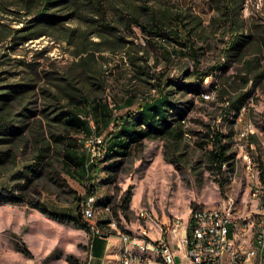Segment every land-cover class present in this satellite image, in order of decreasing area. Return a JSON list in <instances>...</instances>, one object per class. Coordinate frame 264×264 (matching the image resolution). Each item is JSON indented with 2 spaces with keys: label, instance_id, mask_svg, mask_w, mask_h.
Wrapping results in <instances>:
<instances>
[{
  "label": "rangeland",
  "instance_id": "obj_1",
  "mask_svg": "<svg viewBox=\"0 0 264 264\" xmlns=\"http://www.w3.org/2000/svg\"><path fill=\"white\" fill-rule=\"evenodd\" d=\"M42 1L33 0L32 11L36 12ZM128 1L134 7H155L158 19L164 17V13L190 8L203 19V26L198 30L200 37L196 38L201 67L205 69L217 64L223 45L219 41L225 39L230 30L219 22L212 25V17L218 13L212 0H69L70 7L59 2L48 11L60 16V21L53 24L36 22L33 31L40 36L22 43L16 40L0 44V73L9 81L16 82L29 80L30 72H39L42 79L38 82V91L44 88L51 96L40 94L39 97L27 98L24 104L40 111L47 108L48 112L54 109V104L59 107L66 105L65 99L57 101L52 97L58 93L56 83L63 82L58 78L81 72L83 65H77L76 53L84 47H96L92 41L101 40L96 33L104 31L103 20H106L115 29H110L109 34L104 33L109 38L101 40L100 47L107 51L96 52L90 58L92 73L100 80L101 86L98 90L84 88L81 80L76 84V94L99 98L101 101L109 97V106L115 114V110L118 111L115 101L123 102L129 95H135L138 100L145 93H157V88L152 84L154 80L147 74L143 75V70L149 74L165 71L169 77L191 83L188 73L194 70L195 65L187 51L181 54L177 47L158 38H152L151 44L147 42L148 36L142 41L144 32L136 23L131 31L123 29L120 14ZM96 3L105 6L104 16L96 14L99 12ZM0 5L4 8V11H0V18L14 27H24L35 17V14L27 15L24 8L26 0H0ZM77 8L84 18H69V13ZM240 12L249 30L253 29L255 34H264V0H243ZM137 16L143 22L147 15ZM123 44V48L118 49ZM111 49H116V52ZM239 69H243V66L234 60L225 72V77L236 74ZM224 71L218 67L215 72L219 78L215 73V76H208L200 86L206 100L201 95L185 91H178L172 96V100L183 109V113L175 116V120L180 116L186 119L183 122H186V129L191 134L190 139L182 136L176 141L170 140L168 135H152L133 143L128 154L111 156L97 169L93 183L97 189L96 220L102 217L99 221L104 222L99 226L100 232L106 235L118 233L121 236L123 232L132 236L142 235L145 220L138 215L142 209L156 217L163 226V223L173 221L176 217L188 221L196 207L217 208L224 191H234V200H239L237 192L241 196L247 193L248 197L245 173H253V170H249L247 164H242L240 160L236 162V126L239 117L233 121L232 112L227 120L222 119V100L218 101L215 88L220 87ZM260 71L258 69L250 74L254 80L249 82L247 88H240L252 92L242 117L243 122L250 119L255 124L261 119L256 108L264 103V78L254 86L255 76ZM233 79L231 77L230 82ZM125 111H118L117 115ZM39 113L30 120L32 125L27 137L18 142L16 165L0 178V264L24 263L31 259L35 264H86L90 232L72 221V218H66L68 221L57 220L32 206V203L38 201L51 211L78 217L77 197L84 196L86 191L85 187L72 181L68 171L62 169L63 144L58 143L57 146L52 140L51 131L60 133L63 126ZM53 116L50 114L49 117ZM91 121L92 127H97L98 132V123L93 117ZM212 128L226 136L224 143L231 145L228 152L235 154L233 168L231 173L227 172V178L213 168L210 159L211 144L206 133ZM62 133L70 134L80 146L79 150H84L81 143L83 134ZM42 148H47L49 152L42 160L41 172L32 174L30 177L33 180L30 182L25 179L15 180L13 177L24 170L25 166L32 164L36 152ZM250 152L253 150L250 149ZM258 152L252 154L258 158ZM225 168L229 169L228 166ZM220 179L227 181L224 188L219 185ZM14 196L23 200L11 202L9 199ZM246 200L238 203L240 214L256 210V205ZM126 201H129L127 212L124 210ZM108 219L115 222V225H109L105 221ZM145 223L153 225L152 222ZM153 227L161 231L159 225Z\"/></svg>",
  "mask_w": 264,
  "mask_h": 264
},
{
  "label": "trees",
  "instance_id": "obj_2",
  "mask_svg": "<svg viewBox=\"0 0 264 264\" xmlns=\"http://www.w3.org/2000/svg\"><path fill=\"white\" fill-rule=\"evenodd\" d=\"M32 2L33 0H26L24 8L26 9L27 15L32 16L35 14V17L24 27H14L11 23L8 24L0 18V44L4 42L12 43L16 40H21L22 43L40 36L36 31H33L36 27V22L43 21L47 24H53L61 19L60 16L48 13L51 7L59 2L68 4V7L71 6L69 0L55 2L53 0H44L41 2L40 8L34 12L32 11ZM101 4H95L99 8V12L96 14L104 16L105 6L103 3ZM212 4L218 12L216 16L212 17V25L219 22L228 27L230 32L225 39H220L219 41L223 45L219 52L217 64L202 69L196 41V38L200 37L198 30L203 26V19L199 15L195 14L190 8H187L185 11L164 13V17L158 19V11L155 7H134L131 1L125 2V6L120 14L125 31H131V28L136 23L142 32H144V35L146 37L148 36V43H152V38H158L167 44H172L174 48L177 47L181 54H185V51H187L193 58L195 66L194 70L188 73L192 79L191 83L169 77L165 71L149 74L143 70V75L147 74L149 78L154 80L152 84L157 88V93H145L138 100H136L135 95H129L126 98V103L128 105L135 103L138 107L136 110L128 111L124 114H114L113 110L108 107L109 97H107V100L101 101L99 98L92 99L88 96L75 93L78 90L76 89V84L81 80L83 81L84 88L98 90L101 86L99 83L100 80L97 79L95 73H92L90 58L96 52L107 51V49L100 47L102 44L101 40L103 38H109L105 37L104 33L109 34L110 29H115L106 20H103L104 31L96 33L101 40L92 41L96 47H84L82 51L76 53L78 57L77 65H83L81 72H77L76 75L69 74L68 76L58 78L63 82L56 83L55 87L58 93L53 94L52 97L57 101L61 98L65 99L67 102L66 105L59 107L54 104V109L48 112L47 108L40 111L41 109L32 108V106L24 104L28 99L39 97L40 94L51 96L44 88L41 89V92L38 91V82L42 79L39 72H33L34 74L30 72L29 80L16 82L9 81V79L2 76L3 73H0V178L6 171L11 170L16 165L19 150L18 142L27 137L30 126L32 125L30 120L40 114L39 112L45 118L61 124L63 126L62 132L83 134L82 145H84L83 141L94 133L88 118L93 117L97 123V116L102 115L105 127L110 122H113V128L112 131L106 134L103 155L95 158L92 162H88L85 150H79L80 146L74 142L70 134L64 135L62 132L57 133L51 131L52 140L56 142L57 146L60 143L63 144L61 147L63 151V159L61 161L62 169L67 171V166L70 163L85 167L86 191L84 196L77 197L79 214L78 217L72 220L91 233V227L85 218H82L80 208L85 200L97 194V189L93 182L96 179V171L101 164L111 156L128 154L133 143L142 141L152 135H168L170 140L178 141L177 139L185 136V133L190 134L186 129L187 125L184 126L186 122L184 123L183 120L186 119L183 116L178 117L177 121L175 120V116L181 115L183 109L172 100L174 94L178 91L196 93L206 100L202 96L203 93L200 86L208 76H215V71L219 67L223 71L225 70L222 75L220 87H215L216 92H218V101L222 100L221 117L223 120H227L229 114L233 112V121H237L241 109L248 103V100L252 96L251 90L244 91L240 88L248 87L249 82L253 79V77H250V74L258 69L261 71L255 76L256 82L254 86H257V81L264 78V63H262L264 61V34H255L251 27L252 31L248 29L245 19L241 17L240 12L243 0H212ZM77 10L78 8L72 10L68 15L69 18L78 17L83 19V13ZM0 11H4L2 5H0ZM136 13L138 15L146 14L145 21H139ZM123 46L124 44L119 46L118 49L123 48ZM111 50L112 52H116V49ZM234 60H237L243 66V69H239V72L234 75L225 77V72L232 66ZM216 74L219 78V74ZM241 74L244 75L241 76ZM231 77L234 79L230 82ZM115 102V106L118 109V102ZM50 114H54V116L50 118ZM134 118L139 119L134 124L135 128L130 126V122ZM174 121L175 123H173ZM206 136L209 137L211 144L210 159L213 168L218 173L224 175V178H227V172L223 170V165L228 166L230 170L233 168L235 154L228 152L231 145L224 143L226 136L221 131L213 128L209 129ZM120 137H125L126 140L123 143H118L117 140ZM28 143L29 141L26 142L27 146ZM40 145L41 147L43 146L42 143ZM47 152H49L47 148L38 150L33 158L34 161L32 164L25 166L24 170L19 171L13 178L15 180L25 179L27 182L33 180L30 176L38 171L41 172L42 160L46 157ZM257 163L260 170V177L264 184V161L261 157H258ZM226 182L225 179H220V187L224 188ZM130 199L131 196H129ZM9 200L11 202H19L23 199L14 196ZM32 206L57 220L62 221L70 218L64 214L51 211L44 203L38 201L32 203ZM124 210L126 212L129 210V201H126ZM103 223V221H99L98 225L102 226Z\"/></svg>",
  "mask_w": 264,
  "mask_h": 264
},
{
  "label": "built area",
  "instance_id": "obj_3",
  "mask_svg": "<svg viewBox=\"0 0 264 264\" xmlns=\"http://www.w3.org/2000/svg\"><path fill=\"white\" fill-rule=\"evenodd\" d=\"M143 36L142 41L146 35ZM212 96L214 98V91ZM246 106L241 109L237 121L235 152L236 162L240 160L242 164L253 165V173H245V181L249 189L248 201L256 205V210L246 215L240 214L239 200H234V191H224L217 213H210V207H196L188 221L177 222L176 217L173 221L163 223L164 227L156 217L142 209L138 212L139 217L159 225L160 237L153 239L146 231L135 236L123 232L121 260L118 264H177V253L189 258L192 264H264V184L257 157L253 155L254 152H250V144H253L251 136L256 126L252 121L243 122L242 119ZM115 112L117 115L118 111ZM88 119L94 133L85 139L84 150L88 162H92L103 155L106 134L97 133V127H92L91 117ZM185 137L191 138L187 133ZM223 170L228 173L232 171L225 165ZM94 198L85 200L80 208L82 218H87L91 227L92 237L103 235V232H96V218H91ZM107 209L110 210L109 205ZM241 233L250 234L248 242L239 240L238 235ZM142 246H153L156 260H149L142 253Z\"/></svg>",
  "mask_w": 264,
  "mask_h": 264
},
{
  "label": "crops",
  "instance_id": "obj_4",
  "mask_svg": "<svg viewBox=\"0 0 264 264\" xmlns=\"http://www.w3.org/2000/svg\"><path fill=\"white\" fill-rule=\"evenodd\" d=\"M126 98L123 100V102H120V101L118 102V106H119L118 111L122 112V111L126 110L124 113H127L128 111L136 110L137 106L135 107L134 105H137V104L134 103L132 105H128V103H126ZM108 107L110 108L109 104H108ZM110 109H112V108H110ZM256 109L260 113L261 119H260V121L255 123L256 131L251 136V141L253 142V144H251L252 145L251 149L253 150V147H255L253 152L256 154H257V150H259V152H258V153H260L259 156L264 161V103L258 105V107ZM121 112L119 114H124ZM138 120H139L138 118H134L130 122V126L135 128L134 124ZM97 123H98V133L99 134L100 133L107 134L110 131H112L113 122H110L109 125L107 127H105L104 118H102V115L97 116ZM125 140H126L125 137H120L117 140V142L123 143ZM67 171H68V173L71 174L70 177L72 178V181L75 182V184H78L79 186L85 187V181H86L85 180V174H86L85 167H83L82 165L70 163L67 166ZM237 194L239 197V201L240 200L243 201V200L247 199L246 202L249 203L247 193L246 194L243 193L242 196L238 192H237ZM60 214H62V213H60ZM246 214L247 213H242V215H246ZM67 216H70V215H67ZM71 218L73 219V218H75V216L71 215L70 219ZM99 219L102 220V217H99V218L97 217V221H99ZM65 221H68V219ZM145 221L142 224L143 232L146 231L147 234L151 238L158 239L160 237L161 231H159L158 229L153 227V225L145 223ZM249 235L250 234H242L241 233L238 235V238H239V240H245L248 242L250 239ZM122 247H123V242H122L121 236L118 233L112 234V235H106L105 233H103V235H98L95 237H92L90 235L89 242H88L86 264H118V262L120 261V253H121ZM176 260H177V264H192V262L189 258L180 256L178 253H177ZM17 264H35V263L31 259V260H27L24 263H17ZM41 264H45V263H41ZM46 264H64V263H49L48 262ZM67 264H70V263H67ZM74 264H78V263H74Z\"/></svg>",
  "mask_w": 264,
  "mask_h": 264
},
{
  "label": "bare ground",
  "instance_id": "obj_5",
  "mask_svg": "<svg viewBox=\"0 0 264 264\" xmlns=\"http://www.w3.org/2000/svg\"><path fill=\"white\" fill-rule=\"evenodd\" d=\"M247 167L249 170H253V165L247 164ZM210 213H217V208H210ZM96 214H97V211L95 208V198H94L93 199V211H91V218H96ZM85 220L87 221V218H85ZM145 220L149 222L148 219H145ZM105 221H107L108 224L111 226L115 225V222H112L111 219H108ZM177 222H184V221H182V219L180 217H177ZM96 232H100L98 223L96 224ZM126 234L130 235L128 233H126ZM121 239L123 242V233H121ZM121 252H122V249H121ZM142 253L146 254V256H147V258H149V260H156V249H154L153 246H142ZM120 260H121V253H120Z\"/></svg>",
  "mask_w": 264,
  "mask_h": 264
}]
</instances>
